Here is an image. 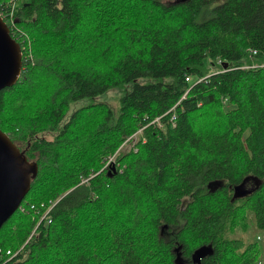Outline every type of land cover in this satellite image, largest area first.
I'll list each match as a JSON object with an SVG mask.
<instances>
[{
  "label": "trees",
  "instance_id": "1",
  "mask_svg": "<svg viewBox=\"0 0 264 264\" xmlns=\"http://www.w3.org/2000/svg\"><path fill=\"white\" fill-rule=\"evenodd\" d=\"M0 14L22 49L0 129L38 165L0 229L3 264H264L247 238L249 220L264 232V0H0ZM111 91L117 108L71 110Z\"/></svg>",
  "mask_w": 264,
  "mask_h": 264
},
{
  "label": "water",
  "instance_id": "2",
  "mask_svg": "<svg viewBox=\"0 0 264 264\" xmlns=\"http://www.w3.org/2000/svg\"><path fill=\"white\" fill-rule=\"evenodd\" d=\"M21 73V46L12 38L0 15V91L15 85ZM37 172V163L30 162L9 135L0 129V229L20 207ZM245 183L235 187V194L243 195Z\"/></svg>",
  "mask_w": 264,
  "mask_h": 264
},
{
  "label": "rangeland",
  "instance_id": "3",
  "mask_svg": "<svg viewBox=\"0 0 264 264\" xmlns=\"http://www.w3.org/2000/svg\"><path fill=\"white\" fill-rule=\"evenodd\" d=\"M163 2L166 3H172V1L174 0H162ZM118 96L119 94L116 91H111L105 95L99 96L98 98L95 99H89V98H85L82 99L78 102H76V104L72 105L71 110L78 108V107H82V106H86L90 103H101V102H107L110 103L112 105V107L117 108L118 107ZM109 162L110 164H107L106 167H113L115 168L117 163V158L116 156H111L108 158V160L106 161V163ZM112 164V165H111ZM246 188L250 189L252 188V186H247ZM248 223L251 225L249 226V231L247 233V238L248 239H255L256 241L259 242L260 246L264 247V232L261 231H256L255 227H254V223L249 220ZM242 232L240 230L237 231V236H241L239 234H241ZM243 234V233H242Z\"/></svg>",
  "mask_w": 264,
  "mask_h": 264
},
{
  "label": "built area",
  "instance_id": "4",
  "mask_svg": "<svg viewBox=\"0 0 264 264\" xmlns=\"http://www.w3.org/2000/svg\"><path fill=\"white\" fill-rule=\"evenodd\" d=\"M0 15H1V14H0ZM1 17H2V15H1ZM2 18H3V17H2ZM107 164H110V163L107 162ZM107 164H106V165H107ZM105 167H106V166H105ZM20 206H21V205H20ZM46 215H47V213L44 215L43 218H45ZM48 222H50V219L48 220ZM5 252H6L7 255H11V254H12V255H15V253H12L11 250L8 249L7 251H3V249L0 247V264H3V262H4V261H3V258H4V256H5V254H4Z\"/></svg>",
  "mask_w": 264,
  "mask_h": 264
},
{
  "label": "bare ground",
  "instance_id": "5",
  "mask_svg": "<svg viewBox=\"0 0 264 264\" xmlns=\"http://www.w3.org/2000/svg\"><path fill=\"white\" fill-rule=\"evenodd\" d=\"M107 163H105V166H106Z\"/></svg>",
  "mask_w": 264,
  "mask_h": 264
}]
</instances>
